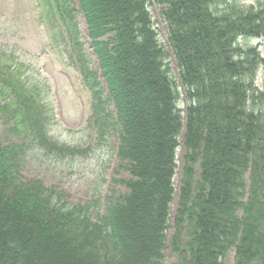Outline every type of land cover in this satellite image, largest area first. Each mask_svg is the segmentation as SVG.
Here are the masks:
<instances>
[{
  "label": "trees",
  "instance_id": "obj_1",
  "mask_svg": "<svg viewBox=\"0 0 264 264\" xmlns=\"http://www.w3.org/2000/svg\"><path fill=\"white\" fill-rule=\"evenodd\" d=\"M53 1L56 11L49 8L46 19L71 33L83 77L93 85L100 131H117L127 192L107 195L99 214L96 201L69 203L42 180L21 177L32 146L79 151L50 140V115L23 77L25 65L0 52V119L17 138L0 137V264H163L168 236L177 264H222L231 250L236 264L255 255L264 264V233H256L260 211L264 220V113L257 108L264 94L254 80L264 58L240 44L264 39V4L152 0L166 25L175 77L148 0H78L79 8ZM78 12L108 94L87 65ZM111 101L116 120L105 106Z\"/></svg>",
  "mask_w": 264,
  "mask_h": 264
},
{
  "label": "rangeland",
  "instance_id": "obj_2",
  "mask_svg": "<svg viewBox=\"0 0 264 264\" xmlns=\"http://www.w3.org/2000/svg\"><path fill=\"white\" fill-rule=\"evenodd\" d=\"M255 1L239 0L244 5L253 4ZM148 2L158 39L167 52L166 60L169 68L177 77L175 62L166 41V25L158 11L159 6L152 0ZM259 3L264 4V0H259ZM0 5H2L0 6V48L1 44L12 43L16 54L25 60L27 66H30L29 79L37 86L32 88L38 91L40 85L47 84L40 91L47 99L46 106L51 116L49 136L61 144L81 149V152L75 155L32 149L27 154L21 175L24 178H41L48 187L63 192L69 203H85L90 199L96 201V210L100 213L104 208V198L107 194L115 192L119 195L127 192L123 180L129 176L115 156L116 136L112 132L103 138L97 134L90 118L89 93L82 84L77 66L70 59L66 45V48H61L60 44L54 45L42 25L39 29L40 20L36 17L35 1L0 0ZM79 24L83 29V23L79 22ZM240 44L254 48L260 57L264 58V39L244 37L240 38ZM91 60L93 61V58ZM254 80L258 91L264 94V64L257 69ZM179 92L178 106L183 110L186 102L182 90ZM259 103L257 108L262 109L264 113V98ZM107 109L111 110L110 105ZM5 128L6 124L0 120V136L3 140L9 136ZM7 140H11V137ZM183 155V149L179 148L176 152L178 165L173 178L175 193L182 175ZM245 179L248 187L247 174ZM174 208L175 205H171V212ZM257 208L260 210L259 206H256ZM260 213L262 212L260 211L256 216L258 219L256 233L261 235V232L264 233V220ZM170 234L171 229L167 231V236ZM169 240L168 236L163 264H177L178 257L172 251ZM260 240L264 242L262 236ZM256 256L248 264H261L259 258L255 260ZM222 262V264H236L235 251L231 250Z\"/></svg>",
  "mask_w": 264,
  "mask_h": 264
}]
</instances>
